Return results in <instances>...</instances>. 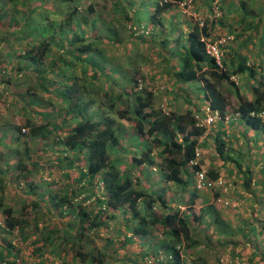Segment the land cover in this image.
Masks as SVG:
<instances>
[{
    "label": "trees",
    "instance_id": "obj_1",
    "mask_svg": "<svg viewBox=\"0 0 264 264\" xmlns=\"http://www.w3.org/2000/svg\"><path fill=\"white\" fill-rule=\"evenodd\" d=\"M82 1L0 0V68L9 64L0 84L22 103L19 110L25 117L12 130L18 132V141L26 137L24 141L42 146L39 155L25 143L23 159L20 154L8 159L0 148V264H18L22 246L12 240L16 232L21 243L29 241L32 253L41 256L38 264H50L44 257L48 250L63 264H112L114 255L91 236L120 215L128 219L127 214L136 221L132 234L124 233L122 246L136 242L146 247L142 260L130 256L134 264H209L205 257L193 262L187 258L201 244L210 246L197 235L206 231L192 227L203 222L215 227L225 248L243 241L246 250L252 245L245 260L264 264V240L258 241L264 233V223L258 226L264 194L253 186L264 188V153L256 158L253 150L264 143V0H178L198 7L204 2L208 15L203 21L193 15L178 21L182 11H172L173 0H113L107 14L94 1L83 9ZM226 28L233 38L219 44V64L206 46L215 42L213 34ZM15 43L22 47H10ZM142 45L152 54L162 48L161 61L174 94L167 109L142 84L140 62L149 56L142 53ZM234 76L244 80L239 83ZM207 107L220 114L210 126L199 124ZM207 130L221 165L230 164L229 173L240 177L262 203L238 227L212 203L196 208L200 190H192V185L203 166L197 153ZM8 135L13 137L0 131V141ZM247 157L251 159L246 162ZM260 161L262 175L254 179L252 164ZM54 162L67 171L62 174L64 185L39 173L46 166L56 167ZM145 166L158 170L165 183L192 191L186 203L195 205L182 211L173 207L167 187L153 192ZM9 176L23 179L27 197L33 195L19 209L6 201ZM207 178L219 179V171L211 169ZM51 212L69 219L66 239L60 230L41 225V217ZM112 232L104 239L108 244L120 236ZM161 254L172 258L159 262ZM239 254L245 255L232 258L238 261Z\"/></svg>",
    "mask_w": 264,
    "mask_h": 264
},
{
    "label": "rangeland",
    "instance_id": "obj_2",
    "mask_svg": "<svg viewBox=\"0 0 264 264\" xmlns=\"http://www.w3.org/2000/svg\"><path fill=\"white\" fill-rule=\"evenodd\" d=\"M92 1L96 2V4L99 5V7L104 13L107 14L112 11L111 2L113 0H83L81 7L83 9L86 8ZM186 1H191V0H186ZM173 2H174V5L171 8L173 9L172 11H174L177 8H180L182 11V14L176 17L178 21H181V19L184 16H188V15H193L195 19H197L198 21L200 20L203 21V19H205V17L208 15V8L204 6L205 4L204 2L199 4L200 7H198L196 2H193V4L192 3L188 4L189 6L187 5L183 6L182 3H185L184 1L173 0ZM194 8H198V11L195 12ZM215 9H216L215 11L217 12L218 9L216 7ZM147 15L148 14L146 11L143 14V19L148 17ZM53 17H55V15H53ZM4 21L5 20H3V22ZM146 21L149 22V19L148 20L146 19ZM214 31H217V30H214ZM213 35L215 37H212V40H214L215 42H218L220 39L223 41V39L233 38L232 35L228 33L227 28L224 29L223 32H218ZM4 44L5 42L2 45ZM10 47L21 48L22 45L19 43H15L13 46H10ZM139 48L141 49L143 54L149 55L147 56L144 62H140L141 73L145 75V81H143L142 84L143 86H147L148 89L153 90L155 93V97H156L155 101L160 106H165L164 108L167 109V107L170 106L169 102L173 101L174 94H170L169 90L172 89V82H171V79L168 77V75L165 74L164 62L161 61L162 55L160 54V52H162V48L161 47L157 48L156 54L149 53L148 48H145L144 45L139 46ZM118 52H123V50L122 51L119 50ZM140 61H143V59H140ZM3 66L7 68L5 69L7 70L5 74L8 75L9 74L8 72L9 64L5 63L3 64ZM5 70L0 68V77L2 76V73L5 72ZM233 79L241 83V81L244 80V77L238 78V76H234ZM4 86L5 85H3V83L0 84V91L3 90V94L0 96V131L1 132L7 131L11 135L13 133V137L8 135L6 141H0V148L3 149V151L5 152L6 158L8 159H13L18 154H20L23 159L25 157L24 155L25 143H29L33 151L35 150V152L37 151L39 155H42L40 153V151H42V146L40 142L38 141L29 142L28 139L24 141L26 137L20 139L19 141L16 139L18 132H14L12 128L16 124L19 125L23 123V120L25 117L22 116L21 114L22 112L19 110L22 106V103L19 101L17 102L14 101L11 93L7 91ZM231 99L232 101H234L235 97L231 96ZM197 103L199 104L198 101ZM210 133L211 131L207 130V133L203 136L204 138L202 140V143L204 145H201L198 149L199 151L198 158L200 161H202L203 167L208 171V173L211 169L218 170L220 178L217 180H211L210 178H208L207 185L204 188H202L200 191H198L200 196L197 200L198 202L199 201L200 202L198 205H196V208H199V206L205 205L207 203H212L216 205L217 208L221 211L222 217L225 220L231 221V223L234 224V227H238V225L241 224L242 220H244L245 217L249 216L252 218V214L254 213L253 208L256 209V207L258 206V210H259V207L262 206V203L259 204L258 198L255 193L251 192V190L247 191L245 189L240 177H237L229 173L227 167L230 166V164H227V166L221 165V162L218 160V157L216 154L213 135L212 133L211 134ZM129 134H131L130 135L131 137L134 135L132 133H129ZM138 143H139V140L137 139L136 144ZM263 144H264L263 142H260L259 144L260 146H258V148L253 149L255 153L254 157L256 158L259 157L258 155H260V152L264 153ZM244 150H247V147H244ZM250 159L251 158L247 157L244 161L247 162ZM13 162H16V161H13ZM54 163L56 167L46 166L42 171L40 170L39 173L40 175H44L45 179H48L50 181L55 180L56 182H58V184L64 185L66 183V180H64V177L62 176V174L67 171L65 170L64 172L62 169L60 170L59 169L60 167H58V163L57 162H54ZM5 164H6V159L1 164L2 169L6 166ZM261 164H262L261 161L258 164H252L254 179L259 178L262 175L260 172ZM244 167H246V165ZM142 168H144L147 171L146 175H148L151 172L150 181L153 184V189H152L153 192L158 194L160 193L159 190H161V187L163 186L167 187L166 195L169 199H171L173 207L180 208L182 211H188L191 205L192 206L195 205L191 202L189 203V205L186 203L187 201H189L192 195V191H184L182 187L177 184L165 183L164 181L161 180L159 171L155 170L154 167L145 166ZM137 173L140 174L141 172L137 171ZM195 178L196 176H194L193 181H195ZM38 179H39V176H38ZM221 179L225 183L224 186H221L218 184V181ZM9 180H10V183L5 188V194L7 196L6 201L8 202V204L10 203L14 204L19 209L22 205V202L23 201L29 202V200L33 198V195H30V198L27 197V194L25 191L26 190L25 186L27 185V183L23 179L18 180V179H14V177L10 178L9 176ZM18 182H20L19 186L17 185ZM192 186H193L192 190H196V191L199 190L195 187L194 184ZM253 186L255 187L257 194H260V195L264 194L263 192L264 188H261L260 185H253ZM38 191H43V189L41 188ZM216 194H219V195L217 196ZM45 197H47V195ZM21 198H23L24 200H20ZM227 200L230 202L229 205H225L224 203ZM87 202L88 204L92 203V201H87ZM233 203H237V206H234ZM262 207H263L262 212L259 215V217L262 218V221L258 224L259 227H262L264 223V204ZM157 208L159 209V207ZM29 211H32V210H29ZM143 211H145V209H143ZM19 212H23V211L18 210V213ZM119 213L121 214V212ZM237 214H241V217H239V215ZM29 215H30L29 219L31 220V218H33L34 216L32 215V213ZM127 215H128V219L125 215H123V217H121L120 215L119 217L120 220H118L117 218V221L109 222L110 225L108 228L103 227L99 231L92 233V236H91L92 241H94L99 248L104 249L107 247L108 248L107 250L111 251L112 255H114V260H115L112 264H134V262L130 259V256H133L136 258V256L138 255L139 256L138 260L140 261L142 260L141 253L146 248L145 245L143 246L141 245L142 248H139L136 242L134 243L132 242V243L126 244L125 246H122L124 233H128V234L132 233L131 231L134 226V222L136 221L135 217L130 216V214H127ZM46 216L47 215L41 217V225L47 226V227H54V229L60 230V232H62L61 236H64L66 239V237L69 236L67 235V221L69 219L67 218L61 219L58 217V215L54 213H52L51 216L49 217H46ZM2 220H3V217L2 215H0V221ZM120 223L123 224L121 229H119L121 225ZM192 227H195V229L206 231V232H203L204 234L201 232L200 233L198 232L197 235L200 236V239L202 240L203 243L204 242L207 243L208 241L210 246L205 247L203 246V244H201L196 249L191 250L190 254L187 255V258L190 261L193 262L195 260H198L200 257L202 258L205 257L206 260H208L209 264H249V262H247L245 259H248L250 248L252 247V245L248 244V247H249L247 248L248 250L244 249L242 247V242H243L242 239L244 240V238H239L236 236L235 238L239 239L242 242H240V244L236 246L235 248H231L230 246L225 248L224 245L219 243V239L217 237L218 235L214 234V231H215L214 226L208 227L203 222L201 224L194 223ZM112 230L117 231L118 235L120 236L116 238L112 243L108 244V242H105L104 239L106 237H110L111 235H114ZM206 233L212 236L211 238L212 241L207 240L208 238L205 235ZM20 237L21 236L19 232H16V234H14V236L12 237V240L16 241L18 246L20 247L22 246V251L20 253L18 264H38V261L41 256L39 254H33L32 247L30 246V244H28L29 241L27 242V244H25V242L21 243L20 241H22V239ZM119 238H122V240H120ZM262 240H264V233L258 239L259 242ZM142 242H146V240L142 239ZM67 248H69V246H67V240H65V252L66 253H67ZM234 252H236V254H234ZM131 253H134L135 255ZM237 253H244L245 255L239 254L241 259L237 261L236 257L232 258V256H237ZM44 257L48 259L47 261L50 264H63L62 263L63 259L60 258V256H58L56 253L49 252V250L45 251ZM69 257H71V255ZM75 263L84 264V263H80V261L74 262L73 264Z\"/></svg>",
    "mask_w": 264,
    "mask_h": 264
},
{
    "label": "built area",
    "instance_id": "obj_3",
    "mask_svg": "<svg viewBox=\"0 0 264 264\" xmlns=\"http://www.w3.org/2000/svg\"><path fill=\"white\" fill-rule=\"evenodd\" d=\"M167 1V0H165ZM183 6H189L186 2L185 3H182ZM226 39H223V41L220 39L218 42H212V41H208L207 42V46H206V50L207 52L216 57L217 61L219 64H221V56H222V52L219 48V44L220 43H223L225 42ZM220 118V114L218 111H213L211 109V107H207L206 108V112H205V115L202 116V117H199V124L201 125H206V126H210L213 122L216 121V119ZM197 156H199V151L197 153ZM199 159V158H198ZM198 159L196 161H193L192 163L196 164ZM207 170L202 166L201 170L197 171L196 173V178H195V187L199 190H201L202 188H204L207 183H208V178H207ZM218 184L221 185V186H224V181L221 179L218 181ZM225 205H229L230 202L227 200L224 202ZM234 206H237V203H233ZM169 257V258H172L171 255H164V254H161L157 260L159 262H164L166 260V258Z\"/></svg>",
    "mask_w": 264,
    "mask_h": 264
},
{
    "label": "crops",
    "instance_id": "obj_4",
    "mask_svg": "<svg viewBox=\"0 0 264 264\" xmlns=\"http://www.w3.org/2000/svg\"><path fill=\"white\" fill-rule=\"evenodd\" d=\"M132 234V233H131ZM120 240H122V238H119ZM149 240L154 239V237H148ZM115 240V239H114Z\"/></svg>",
    "mask_w": 264,
    "mask_h": 264
}]
</instances>
